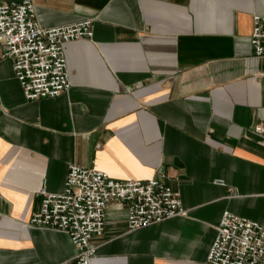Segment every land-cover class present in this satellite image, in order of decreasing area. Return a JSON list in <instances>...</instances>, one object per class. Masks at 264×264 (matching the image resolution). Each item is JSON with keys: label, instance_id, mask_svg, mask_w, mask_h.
I'll return each instance as SVG.
<instances>
[{"label": "crops", "instance_id": "obj_1", "mask_svg": "<svg viewBox=\"0 0 264 264\" xmlns=\"http://www.w3.org/2000/svg\"><path fill=\"white\" fill-rule=\"evenodd\" d=\"M32 2L42 27L94 36L64 46L70 90L35 101L0 43V264H75L66 233L30 226L71 165L161 180L188 211L130 231L110 205L92 264H208L225 212L264 226V0Z\"/></svg>", "mask_w": 264, "mask_h": 264}, {"label": "built area", "instance_id": "obj_2", "mask_svg": "<svg viewBox=\"0 0 264 264\" xmlns=\"http://www.w3.org/2000/svg\"><path fill=\"white\" fill-rule=\"evenodd\" d=\"M253 23V52L264 59V16L255 15ZM93 36L92 20L44 28L36 19L32 0L0 1V43L29 101L55 98L70 90L64 46ZM255 131L264 133V123ZM41 194V209L30 226L66 233L78 251L75 264H92L95 260L98 247L93 240L105 234L112 204L125 210L130 231L188 215L180 193L161 180L118 181L104 171L77 165L69 167L62 193L43 189ZM207 263L264 264V226L225 212Z\"/></svg>", "mask_w": 264, "mask_h": 264}]
</instances>
